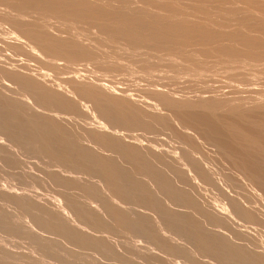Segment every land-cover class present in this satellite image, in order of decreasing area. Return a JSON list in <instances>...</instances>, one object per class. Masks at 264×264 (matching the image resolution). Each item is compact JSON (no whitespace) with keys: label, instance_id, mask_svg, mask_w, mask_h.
Masks as SVG:
<instances>
[{"label":"bare ground","instance_id":"1","mask_svg":"<svg viewBox=\"0 0 264 264\" xmlns=\"http://www.w3.org/2000/svg\"><path fill=\"white\" fill-rule=\"evenodd\" d=\"M0 161V264H264V0H0Z\"/></svg>","mask_w":264,"mask_h":264},{"label":"rangeland","instance_id":"2","mask_svg":"<svg viewBox=\"0 0 264 264\" xmlns=\"http://www.w3.org/2000/svg\"><path fill=\"white\" fill-rule=\"evenodd\" d=\"M184 11L185 12H187L188 14H194V8L193 7H191V6H185V9H184ZM32 61V60H31ZM32 63H34V61H32ZM69 73H73V77H74V80L76 79V81L80 78V77H82L83 76V74H87V75H92V74H97L98 73V71L96 70V69H89L88 70V72H85L84 70H76V71H73V72H69ZM78 82V81H77ZM94 82V79H90V80H86L85 82H82L83 84H81L80 83V85H84L85 84V86L86 85H90V84H92ZM65 84V83H64ZM66 85V84H65ZM129 85H132V84H129ZM67 87H69L68 85H67ZM84 87V86H83ZM15 88V87H14ZM130 88L131 89H133L132 91L133 92H136V93H138V92H140V91H138L139 89V87L138 86H136V85H132V86H130ZM228 89V88H227ZM227 89H226V91H227ZM136 90V91H135ZM109 91V90H108ZM224 91H225V89H224ZM111 92L113 93L114 91H112L111 90ZM110 91H109V93H111ZM118 94L119 95H122L123 93H119L118 92ZM169 97H170V95L169 94H165V98H166V100H168L169 101ZM224 95L223 94H221V93H217L216 94V96H215V98H214V100H215V102L216 103H214V100H209V99H206V98H204V97H196L195 96V99L194 98H192V97H190V96H186V95H183V96H180V97H178V102H176V101H173V104H177V105H179V107L181 108V109H185V110H183V111H186V110H189L190 108H205L206 106H212L211 104H213V105H216V104H218V105H221L219 102H223V100H224ZM232 98H235V97H232ZM232 98H230V99H232ZM190 99L191 100H193V101H190ZM212 102V103H211ZM190 105H192L193 107H191ZM196 105H198L199 107H195ZM176 127H178V126H176ZM6 144L7 145H9V143H7L6 142ZM9 146H11V145H9ZM10 148H12V146L10 147ZM13 152H14V150H15V147H13L12 149H11ZM19 149H17V151H18ZM16 151V150H15ZM19 152V153H18ZM17 152V156H19V157H21L20 159L21 160H23V165H22V167L23 168H26V169H23V170H26L27 172H29V173H34L35 172V174L36 173H38V175H41L40 174V171H39V168H40V165H41V158L39 159V158H37L36 156H34V155H32V154H29L28 152H25L24 150L21 152V151H18ZM25 152V153H24ZM22 154H24V155H22ZM26 154V155H25ZM28 156H30V157H28ZM23 157H25V158H23ZM27 157V158H26ZM23 158V159H22ZM26 159V160H25ZM30 160H32V161H30ZM36 160V161H35ZM41 160V161H40ZM28 161H30V162H28ZM216 161V167L218 166L219 167V165L223 168V165H224V168L226 167L227 169L229 168V166H227V163L226 162H223V161H219V160H215ZM219 161V162H218ZM220 162H222V163H220ZM35 163H37V164H35V166H34V164ZM40 165H39V164ZM0 164H1V161H0ZM28 164H31V166L30 165H28ZM1 166V168H0V172L2 173V170H3V165L1 164L0 165ZM31 167V168H30ZM217 167V168H218ZM221 167H220V169H221ZM30 168V169H29ZM223 168V169H224ZM31 169H32V171H31ZM38 169V170H37ZM219 169V168H218ZM10 172V173H8V171ZM29 170V171H28ZM37 170V171H36ZM5 171H7V172H5ZM31 171V172H30ZM14 174V175H13ZM2 175V176H1ZM6 175V176H5ZM3 176H5V177H3ZM11 176H12V178H11ZM19 177V178H17V177ZM44 177V176H43ZM42 177V178H43ZM0 178H2V179H0V182L1 183H3V184H0V190L1 189H3V190H10L11 192L13 191H17L18 193H20V194H22V192H23V194H25V195H28V196H31L32 198H33V200H41V202L43 201L44 203H49V202H51V203H56V202H59L60 204H58L57 203V205H62V206H64L65 205V200H64V198H63V196L59 193V191L56 189L57 187H55L51 182H49V180H47V178H43L42 180H44V181H41V184L39 183H33L32 181H30L31 179L30 178H27V180H29V181H27L26 180V177H23V176H19L18 174H16V172H12V170L10 169V168H5L4 169V172L2 173V174H0ZM10 178V179H9ZM32 178L34 179V180H38V179H40L39 177L38 178H35L34 176H32ZM8 179V180H7ZM15 179V182L13 181ZM4 180H6V181H4ZM11 182H10V181ZM25 180V181H24ZM7 181H9L8 183H7ZM12 182H14V184L12 183ZM18 182H19V184H18ZM24 183V184H23ZM9 184H11V185H9ZM18 184V186H16ZM20 184H23V185H21L20 186ZM32 184H34V186L32 185ZM5 185V186H4ZM13 185H14V187H17V189H15L14 187H13ZM40 185V186H39ZM6 186H8L7 188L8 189H6L5 187ZM20 186V187H19ZM23 186V187H22ZM26 188H25V187ZM2 187H4V188H2ZM28 187V188H27ZM12 188H14V189H12ZM22 188V189H21ZM47 188V189H46ZM29 189V190H28ZM32 191H31V190ZM56 189V190H55ZM9 190H8V192H9ZM23 190V191H22ZM26 190H28L27 192H26ZM55 192H54V191ZM20 191V192H19ZM49 191V192H48ZM51 191V192H50ZM16 192V193H17ZM26 192V193H25ZM57 192V193H56ZM202 192H203V197L205 198V197H207V198H213V197H209V196H212V193H210V191H203V189H202ZM208 194L207 196L205 195L206 193ZM44 193H46V194H44ZM48 193V194H47ZM50 193H51V195H50ZM31 194V195H30ZM52 194H53V196H52ZM49 195V196H48ZM45 196H46V198H45ZM51 196H52V198H53V200H52V198H51ZM43 197V199H41ZM56 197H59V198H57L56 199ZM0 198H1V195H0ZM51 198V199H50ZM49 199V200H48ZM63 199V200H62ZM62 200V201H61ZM1 201L3 202V203H1ZM45 201H47V202H45ZM6 205V207L4 206V205ZM0 205L1 206H4L6 209H13L12 208V206L11 205H9V204H7V203H4V201L2 200V199H0ZM262 209H264V208H262ZM68 214L69 215H71L70 217H72L73 219H74V215L71 213V212H68ZM250 229V230H249ZM248 230L249 231H254V234H253V232H252V235L255 237V238H257L258 237V239H259V237H260V243L263 245V246H261L260 247V249H264L263 247H264V232H261V231H259V229H258V231L257 230H255V228L253 229V227H251V228H249ZM257 233V237L255 236L256 235V233ZM261 233V235H263V237L260 235V233ZM1 231H0V237H2V238H0V242H1V239L3 240L4 238H5V236H4V234L2 233V235H1ZM263 240H262V239ZM18 239H19V241H22V242H18ZM18 239H15V240H12V242H8V247L9 246H11L12 247V249H13V247H14V249H21V251H22V248H23V251L25 252H30V250L32 249L33 250V246L30 244V241L27 239V238H18ZM17 240V241H16ZM25 241V242H24ZM26 241H28V242H26ZM115 241V240H114ZM181 241V240H180ZM14 242H15V244H14ZM18 242V243H17ZM135 242L138 244V245H143V244H146V242H144V240H142V239H139V240H135ZM142 242H144V243H142ZM186 241H184V243H185ZM10 243V244H9ZM13 243V244H12ZM21 244V245H20ZM22 244H24V246L22 245ZM185 244H187L188 246H189V244L186 242ZM18 245L21 247V248H19L18 247ZM25 246H26V248H25ZM27 246H29V247H27ZM154 247V246H153ZM10 248V247H9ZM152 248V247H151ZM24 249H26V250H24ZM30 249V250H29ZM154 250H156V249H154L153 248V251ZM154 252H159L158 250L157 251H154ZM161 255H163L161 258L163 259H160V258H157V259H155L154 260V258H151L152 260V263L153 264H185V262L181 259H179V258H174V257H172V256H167L168 258H170V259H168L167 257H166V255L167 254H161ZM166 257V260H165V257ZM176 259V260H175ZM153 261H157V262H153ZM175 261V262H174ZM178 261H181V262H179V263H177ZM159 262H161V263H159Z\"/></svg>","mask_w":264,"mask_h":264}]
</instances>
